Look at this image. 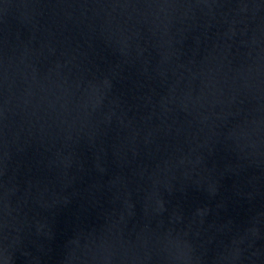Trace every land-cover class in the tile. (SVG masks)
Returning <instances> with one entry per match:
<instances>
[{
	"label": "water",
	"instance_id": "obj_1",
	"mask_svg": "<svg viewBox=\"0 0 264 264\" xmlns=\"http://www.w3.org/2000/svg\"><path fill=\"white\" fill-rule=\"evenodd\" d=\"M0 264H264V0H0Z\"/></svg>",
	"mask_w": 264,
	"mask_h": 264
}]
</instances>
